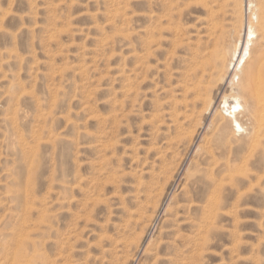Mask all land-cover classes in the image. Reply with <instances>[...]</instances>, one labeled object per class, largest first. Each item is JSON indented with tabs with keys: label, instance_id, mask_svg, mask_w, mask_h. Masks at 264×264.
<instances>
[{
	"label": "rangeland",
	"instance_id": "rangeland-1",
	"mask_svg": "<svg viewBox=\"0 0 264 264\" xmlns=\"http://www.w3.org/2000/svg\"><path fill=\"white\" fill-rule=\"evenodd\" d=\"M255 3L0 0V264H264V133L209 61L253 22L263 65Z\"/></svg>",
	"mask_w": 264,
	"mask_h": 264
},
{
	"label": "bare ground",
	"instance_id": "bare-ground-1",
	"mask_svg": "<svg viewBox=\"0 0 264 264\" xmlns=\"http://www.w3.org/2000/svg\"><path fill=\"white\" fill-rule=\"evenodd\" d=\"M247 8H248L249 11L252 12L251 13L252 16L256 17V20L258 21V15H257V9H256L255 0H248V7ZM214 17L212 16V18H214ZM212 21H214V20H212ZM214 24H213V26H216ZM213 26L211 25L212 28H213ZM246 27L247 28H246V31H245L246 34H245L244 41L242 42V40L240 39L236 43V45H235V47L233 49L232 48H228L229 53H230V56H231V58L229 60H222V59L219 60L220 56L222 54H224V53L222 52V50L220 48V47H223V46H221L220 43H218V42L215 44V46L212 45V46H214V49H212L213 50L212 52L210 51L211 49L210 50L207 49V50L209 52H211V54L209 53L210 54L209 55V59H210L209 61H212V63L214 62L215 65H217V64L220 63L222 65V67L224 68V70H225V73L223 72L224 75L222 76V79L221 80L224 81L227 78L229 80V78H230V82L229 83H230L231 93H230L229 97H225L224 100H223V102L221 103V106L224 105L222 109H224L223 111H225L224 112L225 115L228 113V115H226L227 116L226 118L230 119V121H231V123H232V125H233L234 128L237 127L238 129H243L242 125L240 124V122L237 119L238 116H237V113H236V108L239 107V108L244 109L243 106H242V97H241V95H242L244 97L245 101H246V104L249 105V106H251L252 107V110H253V113L256 114L254 118H256V121H255L256 122V124H255L256 125L255 126L256 132H255V135H256V138H257L262 133H264V73H263L264 72V63L262 65L261 64L262 62L261 63L259 62L260 64L257 65V67L249 68V64H250L251 59H252V50H253V47L255 45V40L258 38V30H257L256 26L253 25V22H249ZM261 27L264 28V20L261 22ZM219 36H220V34H219ZM214 41H216V40H214ZM212 46H211V48H212ZM202 48H203V46H202ZM204 49L206 50V47ZM201 51H202V49H201ZM205 54L208 55L207 52L205 53V51H204V54H202V55L200 54V55L203 56ZM206 55H205V57H206ZM201 62H204V60L201 61ZM211 65H209L210 68H212ZM216 67H218V66H216ZM203 68H205V67H202V69ZM212 70H213V68H212ZM261 72H262V76L260 75ZM230 73H232V75H231V77H228ZM241 74H244V78L240 82V76H241ZM204 75H205V72H204ZM201 76H203V75H201ZM216 78H218V77H216ZM219 80H220V78L218 79V81ZM202 91H204V90H202ZM200 97H201V95H200ZM218 123H220V121ZM247 152H248V150H247ZM250 152H252V151H250ZM228 170H229V168H228ZM230 173H233V171H230ZM23 236H24V233H23ZM20 237H22V236H20ZM19 242H20V240H19ZM21 242H22V246H25L26 244H28L27 241L21 240ZM20 245H21V243H20ZM22 258L23 257L20 256L19 262H21V259ZM14 260L17 261V258L14 257Z\"/></svg>",
	"mask_w": 264,
	"mask_h": 264
}]
</instances>
